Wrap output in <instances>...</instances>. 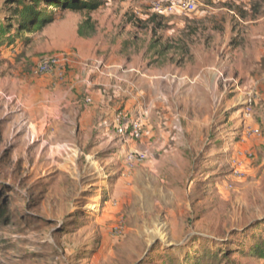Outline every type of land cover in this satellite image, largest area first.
<instances>
[{
    "label": "rangeland",
    "instance_id": "374dc122",
    "mask_svg": "<svg viewBox=\"0 0 264 264\" xmlns=\"http://www.w3.org/2000/svg\"><path fill=\"white\" fill-rule=\"evenodd\" d=\"M157 1L58 11L1 43L0 264H264V0L169 17ZM17 8L0 0L11 35ZM58 54L73 58L66 80L33 77ZM108 87L124 91L115 118L143 119L148 136L91 124Z\"/></svg>",
    "mask_w": 264,
    "mask_h": 264
},
{
    "label": "trees",
    "instance_id": "16d2710c",
    "mask_svg": "<svg viewBox=\"0 0 264 264\" xmlns=\"http://www.w3.org/2000/svg\"><path fill=\"white\" fill-rule=\"evenodd\" d=\"M109 0H10V3L18 7L14 11L16 19V34L11 35L12 24L1 27L0 34L3 42H15L16 39H22L24 36L36 35L41 33L47 26L56 20L57 12H86L93 13L103 7ZM94 23L91 18L86 19L79 28V35L83 38L90 37L94 32ZM10 34L9 37L7 35ZM1 37V36H0ZM1 39V38H0ZM3 209L0 216L4 217ZM5 219V217H4ZM255 254L258 258L264 259V244L256 248Z\"/></svg>",
    "mask_w": 264,
    "mask_h": 264
},
{
    "label": "built area",
    "instance_id": "2783aa9c",
    "mask_svg": "<svg viewBox=\"0 0 264 264\" xmlns=\"http://www.w3.org/2000/svg\"><path fill=\"white\" fill-rule=\"evenodd\" d=\"M197 0H169L166 4L163 2H154L152 4V13L157 17H169L176 11L185 13H194L197 11ZM73 58L70 54H58L41 60L32 70L35 78L53 77L59 81L66 80L68 70L71 68ZM143 119L129 121L123 114L115 118L116 133L122 137H131L134 140H142L148 136L149 132L144 128ZM148 159L147 152L131 153L127 157V165L134 168L137 164L143 163Z\"/></svg>",
    "mask_w": 264,
    "mask_h": 264
},
{
    "label": "crops",
    "instance_id": "0c3cea01",
    "mask_svg": "<svg viewBox=\"0 0 264 264\" xmlns=\"http://www.w3.org/2000/svg\"><path fill=\"white\" fill-rule=\"evenodd\" d=\"M75 87V84L71 85V89ZM63 90V89H62ZM120 90V91H117ZM105 95L103 96L102 91L95 92L92 95V99L94 100L93 108L88 112V119L91 124L97 126L99 124L102 125L104 120V124L108 121V119L115 118V114H113V110L115 107H112L111 104L116 103L118 97L122 96V89L116 87V90H112L111 87H108L104 90ZM71 93V90H70Z\"/></svg>",
    "mask_w": 264,
    "mask_h": 264
}]
</instances>
